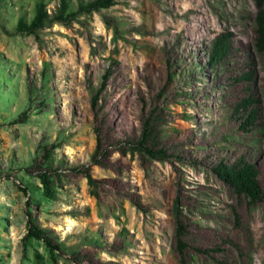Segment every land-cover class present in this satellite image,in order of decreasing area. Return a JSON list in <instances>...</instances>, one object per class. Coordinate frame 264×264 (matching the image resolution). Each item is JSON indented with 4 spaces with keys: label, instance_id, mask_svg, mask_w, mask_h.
<instances>
[{
    "label": "rangeland",
    "instance_id": "374dc122",
    "mask_svg": "<svg viewBox=\"0 0 264 264\" xmlns=\"http://www.w3.org/2000/svg\"><path fill=\"white\" fill-rule=\"evenodd\" d=\"M45 1L50 10L56 5ZM34 2L2 0L0 27L13 31L19 17L32 16ZM256 9L253 0H118L37 38L0 28V264H34L36 252L49 264L42 242L22 241L27 210L66 253L98 251L105 264H264V203L248 206L211 171L220 157L244 155L264 190V54L254 48ZM221 34L230 37L229 55L212 69L207 52ZM166 59L177 78L158 106L162 144L173 156L141 162L110 148L102 165L94 164L87 80L97 84L113 60L104 97L111 145L139 133L138 99L156 98ZM250 70L253 79L242 78ZM249 94L256 101L235 111ZM254 108L253 124L241 128ZM25 109L28 120L11 124ZM43 147L51 170L58 169L50 177L52 199L35 174L49 165ZM76 166L96 179L97 197L83 174L71 170ZM176 198L184 263L175 238ZM90 239L120 250L102 252ZM210 248V254L199 251ZM60 264L73 263L62 256Z\"/></svg>",
    "mask_w": 264,
    "mask_h": 264
},
{
    "label": "trees",
    "instance_id": "16d2710c",
    "mask_svg": "<svg viewBox=\"0 0 264 264\" xmlns=\"http://www.w3.org/2000/svg\"><path fill=\"white\" fill-rule=\"evenodd\" d=\"M0 0V4H1ZM256 6V13L254 16V48L259 54H264V0H253ZM118 0H56V5L53 9L47 7L45 0H35L34 11L29 19L19 17L13 31H8L2 28L3 32L8 36L13 35H33L38 37L39 32L44 29L50 28L54 24L61 26H71L74 22H80L86 16L92 13L101 12L109 9L115 5ZM229 41L230 37L226 34H221L212 40L210 48L207 52L206 64L209 68L215 69L217 66L223 64L229 55ZM166 66L168 70L165 85L156 93V98L148 102L144 97H139V121L140 131L138 134L131 136L130 138L112 141L111 145H107L106 141L109 139V132H106L107 115L104 112L105 101L104 97L107 91L108 82L111 78L115 64L113 60L109 62L107 67L102 71L99 82L94 84L91 79L87 80V88L90 93V107L93 115V132L95 137V146L91 154V161L94 164L102 165V159L109 155V149L113 148L120 151L122 154L129 153L131 155H137L141 162L145 161H165L173 156L167 152L166 147L162 144L161 138V126L163 122L162 109L158 106L159 98H166L167 86H171L176 81L175 71L172 69L169 59H166ZM47 75L42 73V77L46 78ZM242 78L252 80L253 70L242 75ZM166 89V90H165ZM33 88L30 85L29 93L31 94ZM253 101L252 95L237 104L235 111L242 109L246 111L249 105ZM257 109L249 110L243 121L245 125H252L256 115ZM28 109L22 111V113L14 118L10 123H25L28 120ZM107 137V138H106ZM111 143V142H110ZM44 158L48 161L49 165L37 171L35 174L38 177L42 193L47 198H54V189L52 187L51 176L57 175L58 169L53 168L51 170V155L49 149L43 147ZM71 170L83 174L90 185V192L94 196H98L96 191V179H94L87 168H80L79 166L72 167ZM212 173L230 190V192L237 196L247 199L248 206H255L259 203H264V190L261 188L258 181V170L254 163L245 160L244 155H240L236 159H227L226 157H220L211 166ZM23 192L28 195V191L25 187H21ZM29 196V195H28ZM30 201H27V205ZM177 198L174 201V211L176 216V229L175 238L177 251L180 256V263L185 262V248L187 244L183 241L184 228L180 220L178 219L177 210ZM134 205L138 206L137 203ZM237 216V215H236ZM26 227L27 231L22 237V241L25 244L28 240L34 239L44 244L47 251V260L49 264H60V257L66 256L73 264H105L108 261H97L96 253L90 252L84 249H72L66 253L64 246L55 241L50 233V229L38 225L34 218L32 211H26ZM121 240L120 247H123L126 242L124 239V233L120 232ZM90 243H94V247L101 249L111 255L119 252L114 250L111 246L102 247V242L99 240L90 239ZM210 249H199L203 254H210ZM44 257L36 252L34 264H41Z\"/></svg>",
    "mask_w": 264,
    "mask_h": 264
}]
</instances>
